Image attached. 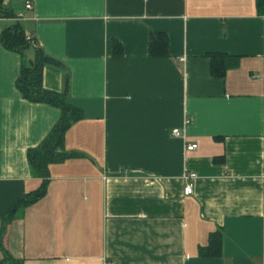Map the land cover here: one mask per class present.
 <instances>
[{
    "label": "crops",
    "instance_id": "obj_1",
    "mask_svg": "<svg viewBox=\"0 0 264 264\" xmlns=\"http://www.w3.org/2000/svg\"><path fill=\"white\" fill-rule=\"evenodd\" d=\"M4 4L22 19L0 18V31L19 22L61 63L43 68V86L66 90L82 117L64 134L69 156L48 166L45 194L11 213L41 183L26 151L60 112L15 86L34 49L0 42V264L4 251L20 264H264V3ZM150 31L166 34L168 56L148 55ZM212 52L236 58L223 78L210 74ZM185 172L196 174L189 195ZM212 233L218 253L204 255Z\"/></svg>",
    "mask_w": 264,
    "mask_h": 264
},
{
    "label": "trees",
    "instance_id": "obj_2",
    "mask_svg": "<svg viewBox=\"0 0 264 264\" xmlns=\"http://www.w3.org/2000/svg\"><path fill=\"white\" fill-rule=\"evenodd\" d=\"M258 5L262 6L264 0H257ZM15 15L4 4V0H0V18H14ZM0 42L7 50L22 53L26 48L34 49V57L31 60H21L19 75L16 79L15 86L21 96L29 102L44 103L55 107L59 110L60 116L58 121L53 125L51 130L43 138V140L35 147L26 151V159L29 171L33 177L41 179L39 187L23 196L19 200L13 211L22 209L41 198L45 194L48 176V166L64 160L69 156L63 149V138L66 130L78 119L82 117L79 108L72 105L68 100L66 90L61 92L51 91L43 86V68L47 65L59 67L61 63L56 59L47 55L44 50L24 32L21 24L13 21L0 31ZM122 46L112 40L113 56H122ZM148 55L150 57H166L167 36L163 32L150 31L148 36ZM209 59L210 74L213 77L223 78L228 69L236 64V58L225 53H207ZM10 214H7L9 219ZM220 244V233H212L209 236V242L206 251L203 249L201 253L204 255H217ZM4 259L6 264H20L14 260L6 251H4Z\"/></svg>",
    "mask_w": 264,
    "mask_h": 264
},
{
    "label": "built area",
    "instance_id": "obj_3",
    "mask_svg": "<svg viewBox=\"0 0 264 264\" xmlns=\"http://www.w3.org/2000/svg\"><path fill=\"white\" fill-rule=\"evenodd\" d=\"M25 8L26 9H30L31 5L30 3H26L25 4ZM15 20H19L22 19L21 15H17L16 17H14ZM189 122L188 119H184L183 121V127L184 125H186ZM172 137H176V138H181L184 139L185 135L184 132L182 130H180L179 128H172L171 132H170ZM196 148V144L195 143H187L185 145V151H191L194 150ZM196 178V174L193 172H185L183 174V181H184V187L182 190L183 195H189L192 193V188H193V182Z\"/></svg>",
    "mask_w": 264,
    "mask_h": 264
}]
</instances>
